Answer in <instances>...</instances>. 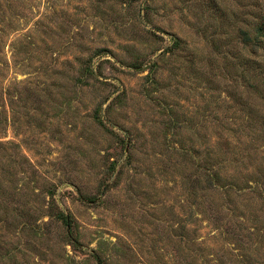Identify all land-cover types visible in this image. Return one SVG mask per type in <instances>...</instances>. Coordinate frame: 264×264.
<instances>
[{
	"label": "rangeland",
	"instance_id": "374dc122",
	"mask_svg": "<svg viewBox=\"0 0 264 264\" xmlns=\"http://www.w3.org/2000/svg\"><path fill=\"white\" fill-rule=\"evenodd\" d=\"M263 22L0 0V264H264Z\"/></svg>",
	"mask_w": 264,
	"mask_h": 264
},
{
	"label": "trees",
	"instance_id": "16d2710c",
	"mask_svg": "<svg viewBox=\"0 0 264 264\" xmlns=\"http://www.w3.org/2000/svg\"><path fill=\"white\" fill-rule=\"evenodd\" d=\"M257 36L250 38L249 35L243 31L244 38L248 42V47L253 53H257L259 49L264 50V22L256 26ZM262 36V37H261ZM254 60V59H250Z\"/></svg>",
	"mask_w": 264,
	"mask_h": 264
}]
</instances>
